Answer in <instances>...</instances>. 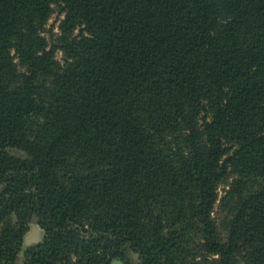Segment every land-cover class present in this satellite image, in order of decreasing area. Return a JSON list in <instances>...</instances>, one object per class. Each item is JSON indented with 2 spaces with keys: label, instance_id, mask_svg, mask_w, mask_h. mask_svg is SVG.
Returning <instances> with one entry per match:
<instances>
[{
  "label": "trees",
  "instance_id": "1",
  "mask_svg": "<svg viewBox=\"0 0 264 264\" xmlns=\"http://www.w3.org/2000/svg\"><path fill=\"white\" fill-rule=\"evenodd\" d=\"M34 215L22 264H264V0H0V264Z\"/></svg>",
  "mask_w": 264,
  "mask_h": 264
},
{
  "label": "rangeland",
  "instance_id": "2",
  "mask_svg": "<svg viewBox=\"0 0 264 264\" xmlns=\"http://www.w3.org/2000/svg\"><path fill=\"white\" fill-rule=\"evenodd\" d=\"M64 17V13H61L59 12V10L55 11V13L52 14L51 18L49 19V22L47 24V29H54V31L58 32L59 31V23H60V20ZM48 36H50V32L46 31L45 32ZM58 55V59L61 60L63 62V54L61 51H59L57 53ZM227 183L223 182L219 185V188H218V193H219V199L217 200V211L215 213V215L218 214V212H220L221 210V198L222 196L224 195L225 193V189L227 188ZM218 216V215H217ZM27 246V247H26ZM29 246L27 244H25L23 247H22V252L20 253L19 255V259H18V264H22L23 262V255H24V252L26 251V249L28 248Z\"/></svg>",
  "mask_w": 264,
  "mask_h": 264
},
{
  "label": "water",
  "instance_id": "3",
  "mask_svg": "<svg viewBox=\"0 0 264 264\" xmlns=\"http://www.w3.org/2000/svg\"><path fill=\"white\" fill-rule=\"evenodd\" d=\"M45 235H46L45 230L39 224V218L37 217V215H34L31 220L30 228L24 235L23 246L25 244L31 246L33 244L40 243L43 241ZM113 263L123 264V261L119 259H114Z\"/></svg>",
  "mask_w": 264,
  "mask_h": 264
}]
</instances>
